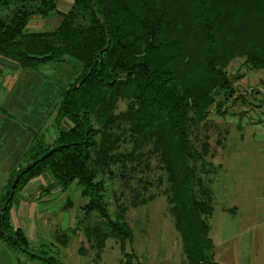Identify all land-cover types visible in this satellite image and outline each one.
I'll list each match as a JSON object with an SVG mask.
<instances>
[{
	"label": "rangeland",
	"instance_id": "374dc122",
	"mask_svg": "<svg viewBox=\"0 0 264 264\" xmlns=\"http://www.w3.org/2000/svg\"><path fill=\"white\" fill-rule=\"evenodd\" d=\"M144 1L164 9L169 20L164 36L181 49L173 67L179 90L195 88L214 100L205 119L195 120L190 112L186 122L187 142L196 154L184 167L192 211L210 229L216 248L234 244L239 264H264V67L254 68L246 62L247 51L264 54V0ZM71 2L59 0L57 9L65 12ZM197 10L213 22L209 49L200 20L203 16ZM51 13L48 19H32L27 33L54 31L61 18ZM212 70L224 73L234 90L224 103V92L216 91ZM80 72V62L67 56L33 71V82L26 84L27 96L22 95L28 102L27 113L15 122L25 129L33 122L34 145L52 144L59 127L69 126L67 120L58 125L57 111L62 92ZM6 74L11 72L2 70L1 84ZM131 89L120 87L116 96L107 92L83 110L91 127L98 130L88 166L100 183L102 206L108 220L122 224L130 236L123 241L120 236H103L110 229L105 227L106 220L94 212L86 216L80 211L88 199L81 196L74 181L63 193L58 186L56 194L60 207L69 199L72 208L50 210L49 223L39 217L43 235L38 247H28L29 252L57 257L61 264H75L77 247L85 250L86 264L185 263L168 209L179 163L165 159L167 127L165 121L160 122L164 117L158 106L143 97L137 100ZM14 99L9 96L8 104ZM44 174L57 183L49 172ZM37 205L42 208L43 204L38 201ZM64 213L81 221L74 234V224L61 221ZM85 226L93 229L86 235L91 236L87 243ZM56 235L65 240L64 246L56 243ZM100 246L104 247L101 251Z\"/></svg>",
	"mask_w": 264,
	"mask_h": 264
},
{
	"label": "trees",
	"instance_id": "16d2710c",
	"mask_svg": "<svg viewBox=\"0 0 264 264\" xmlns=\"http://www.w3.org/2000/svg\"><path fill=\"white\" fill-rule=\"evenodd\" d=\"M57 1L0 0L1 57L34 71L65 56L81 64L79 76L62 92L57 111L58 125L67 120L69 126L59 127L52 144H33L29 160L14 172L5 187L0 198V238L8 247L30 258L39 257L29 252L23 232L10 227L9 210L16 193L45 171L61 189L74 181L80 186L81 196L88 199L81 207L82 213L86 216L96 213L106 220L105 227L110 228L109 234L103 232V236H120L122 241L130 236L122 224L108 220L102 206L100 183L95 182V172L88 166L90 148L95 146L98 130L91 127L83 111L86 105L107 92L116 96L120 87H128L134 89L131 93L137 100L143 97L158 106V112L164 117L159 114L160 122L165 121L167 127L165 159L173 158L179 163L168 209L180 236L185 264H217L212 259L209 228L192 211L189 176L184 171L187 160L196 156L186 137L188 114L191 112L195 120L205 119L214 100L195 88L179 90L173 81V67L181 49L176 41L164 36L169 23L166 12L144 0H72L70 8L62 12L56 7ZM51 12L61 18L54 31L26 32L31 18L46 17ZM196 13L203 16L200 20L209 49L213 22L203 11ZM246 62L254 68L264 67V54L247 51ZM210 74L215 77L216 91L224 92V103L234 90L224 73L212 70ZM221 105L217 104L216 108ZM91 228L85 226L86 239L91 237L86 236L93 231ZM40 257L48 264H60L52 256Z\"/></svg>",
	"mask_w": 264,
	"mask_h": 264
},
{
	"label": "crops",
	"instance_id": "0c3cea01",
	"mask_svg": "<svg viewBox=\"0 0 264 264\" xmlns=\"http://www.w3.org/2000/svg\"><path fill=\"white\" fill-rule=\"evenodd\" d=\"M51 14L52 13L42 18H51ZM54 16L56 17L55 14ZM35 18L41 17L34 16L30 19V21H32V19L34 20ZM29 22L26 25V32ZM33 32L36 31H28V33ZM2 70H7L11 72V74H6L5 84L4 81L1 84L2 76L0 75V84L2 85L0 86L2 89L0 90V198L3 196L5 187L10 181V178L14 174V172L19 167H21L22 163L25 164L29 160V151L34 141L33 133L36 132V128L34 129L32 121H30L28 124L25 123L26 129L21 128L20 125L15 122V120L17 121V119L20 121L27 111L28 102L23 96H27L26 84L33 82L34 70L21 68L14 61L0 56V74ZM18 86L20 87L19 90ZM16 95L19 97L17 98ZM9 96H13L15 97V99L11 100L8 104ZM58 186L59 185L57 183L55 184L49 178H47L44 173H42L38 177L31 179L25 187L17 192V197L16 195L14 197L11 208L9 210L10 227L13 230H21L26 238L28 247L30 246L32 249L39 246L38 238L40 235H43L40 232L41 229L39 228L41 226V220L39 219V217L42 219L45 218V222L49 223L50 219L53 218L50 217V210L53 212L66 208L71 209L73 206L71 201L69 199H66L64 205L60 207V203H58V195H56L60 187ZM63 191L64 189H61L62 193ZM38 201L43 204L42 208H39V206L37 205ZM81 207L79 208L80 211ZM231 208H235L236 211V207L232 206ZM235 213H237V211ZM64 215L65 213L63 214V217L65 218L63 219V217L61 216V221L66 220V222H68V226H72L74 224L71 228V231L74 234L79 230L81 221L77 220L75 222L76 219H74L73 214H69L67 216ZM208 236L212 242L211 253L212 259L215 263L239 264L240 260L237 257L238 252L236 245L233 244L231 246H225L224 248H216L214 241L210 235V229L208 231ZM57 238L58 235H56V243L64 246L65 240H59ZM85 241L87 243L86 238ZM103 248L104 247H101L99 250L101 251V249ZM88 249L93 250V248L90 246L88 247ZM17 251L18 250L14 248L8 247L0 238V264H42L43 262L47 264L46 260L40 257L41 255H37L39 256L37 258H30L28 255L20 256ZM84 252L85 250L82 247L76 248V257L74 260L75 264H86ZM124 253L127 254L126 251H124L123 254ZM53 258L60 263L57 257ZM258 263L260 262L258 261Z\"/></svg>",
	"mask_w": 264,
	"mask_h": 264
},
{
	"label": "water",
	"instance_id": "95a60500",
	"mask_svg": "<svg viewBox=\"0 0 264 264\" xmlns=\"http://www.w3.org/2000/svg\"><path fill=\"white\" fill-rule=\"evenodd\" d=\"M86 130V129H85ZM1 225V224H0ZM15 243H17V240L14 241Z\"/></svg>",
	"mask_w": 264,
	"mask_h": 264
},
{
	"label": "built area",
	"instance_id": "2783aa9c",
	"mask_svg": "<svg viewBox=\"0 0 264 264\" xmlns=\"http://www.w3.org/2000/svg\"><path fill=\"white\" fill-rule=\"evenodd\" d=\"M123 264V263H122Z\"/></svg>",
	"mask_w": 264,
	"mask_h": 264
}]
</instances>
